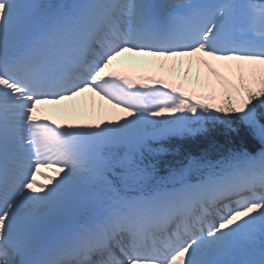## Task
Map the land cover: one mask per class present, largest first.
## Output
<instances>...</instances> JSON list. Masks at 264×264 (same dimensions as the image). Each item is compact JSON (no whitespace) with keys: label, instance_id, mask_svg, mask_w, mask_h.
Returning a JSON list of instances; mask_svg holds the SVG:
<instances>
[{"label":"snow or ice","instance_id":"obj_1","mask_svg":"<svg viewBox=\"0 0 264 264\" xmlns=\"http://www.w3.org/2000/svg\"><path fill=\"white\" fill-rule=\"evenodd\" d=\"M0 264H264V0H0Z\"/></svg>","mask_w":264,"mask_h":264},{"label":"trees","instance_id":"obj_2","mask_svg":"<svg viewBox=\"0 0 264 264\" xmlns=\"http://www.w3.org/2000/svg\"><path fill=\"white\" fill-rule=\"evenodd\" d=\"M243 139L240 137H236L232 142V147H240L247 146L250 149L258 150L259 145L253 141L250 137H247L245 134H241ZM225 146L224 138L217 135L215 137V147L212 145H207L203 139L197 138H188L185 140H173L166 142V147H168L169 152H175L177 149L180 151H199L201 147H207L209 151L210 158H216L217 153L223 149ZM168 159H172V156L167 157Z\"/></svg>","mask_w":264,"mask_h":264},{"label":"rangeland","instance_id":"obj_3","mask_svg":"<svg viewBox=\"0 0 264 264\" xmlns=\"http://www.w3.org/2000/svg\"><path fill=\"white\" fill-rule=\"evenodd\" d=\"M134 68L135 69H140L137 72L143 71L145 74H153V75H159V74H161L156 69H153V68H145V69H141V68H137V67H134ZM37 179H38V182H41V183L44 182V181L40 180L39 177Z\"/></svg>","mask_w":264,"mask_h":264}]
</instances>
